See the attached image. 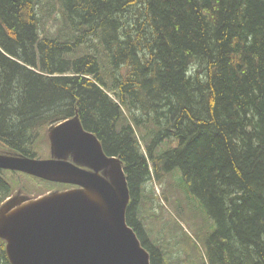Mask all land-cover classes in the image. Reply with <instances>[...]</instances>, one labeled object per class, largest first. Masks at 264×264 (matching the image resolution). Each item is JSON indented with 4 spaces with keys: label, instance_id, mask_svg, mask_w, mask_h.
Returning a JSON list of instances; mask_svg holds the SVG:
<instances>
[{
    "label": "trees",
    "instance_id": "trees-1",
    "mask_svg": "<svg viewBox=\"0 0 264 264\" xmlns=\"http://www.w3.org/2000/svg\"><path fill=\"white\" fill-rule=\"evenodd\" d=\"M39 2L0 0V147L39 158L40 132L78 113L123 162L127 223L151 264H169L139 211L160 165L216 222L209 264H264V0H59L53 37Z\"/></svg>",
    "mask_w": 264,
    "mask_h": 264
},
{
    "label": "water",
    "instance_id": "water-1",
    "mask_svg": "<svg viewBox=\"0 0 264 264\" xmlns=\"http://www.w3.org/2000/svg\"><path fill=\"white\" fill-rule=\"evenodd\" d=\"M51 158L0 153V169L72 186L0 205L10 264H151L127 223L131 202L119 157L105 153L78 113L48 129Z\"/></svg>",
    "mask_w": 264,
    "mask_h": 264
},
{
    "label": "rangeland",
    "instance_id": "rangeland-1",
    "mask_svg": "<svg viewBox=\"0 0 264 264\" xmlns=\"http://www.w3.org/2000/svg\"><path fill=\"white\" fill-rule=\"evenodd\" d=\"M40 33L57 35L62 25L59 0H40ZM54 9V11H52ZM61 39L66 35L62 33ZM64 36V37H63ZM63 37V38H62ZM148 125L134 126L138 136H144ZM48 128L40 132L35 144L39 158H51ZM178 139L171 138L161 144L158 153L176 147ZM0 153H8L0 147ZM162 165L157 173H151V179L142 188L140 217L149 239L160 244L169 264H209L208 244L210 236L216 230L203 203L191 193L179 168L164 173ZM13 186V196L17 194L39 195L48 191L67 190L72 187L50 183L27 174L3 170Z\"/></svg>",
    "mask_w": 264,
    "mask_h": 264
}]
</instances>
